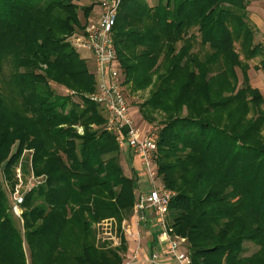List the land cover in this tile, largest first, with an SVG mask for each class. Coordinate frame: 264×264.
I'll list each match as a JSON object with an SVG mask.
<instances>
[{"label": "trees", "instance_id": "trees-1", "mask_svg": "<svg viewBox=\"0 0 264 264\" xmlns=\"http://www.w3.org/2000/svg\"><path fill=\"white\" fill-rule=\"evenodd\" d=\"M72 1L0 0V167L11 175L30 147L31 173L47 177L25 195L24 224L0 182V264H26V246L29 264L114 263L94 245L85 212L119 215L114 199L136 187V174L126 178L118 162L115 134L94 128L107 120L86 96L97 91L96 74L66 40L82 24ZM248 6L122 0L113 29L126 87H146L158 73L144 106L169 115L158 172L175 193L170 222L187 240L191 264H264V96L240 58L264 56V43L255 42ZM83 8L88 18L93 6ZM246 242L258 250L245 255Z\"/></svg>", "mask_w": 264, "mask_h": 264}, {"label": "built area", "instance_id": "built-area-1", "mask_svg": "<svg viewBox=\"0 0 264 264\" xmlns=\"http://www.w3.org/2000/svg\"><path fill=\"white\" fill-rule=\"evenodd\" d=\"M101 4L100 16L87 25L84 32L74 36L73 45L77 50H88L95 61L97 91L93 100L104 105L108 111L107 129L117 135L119 145L127 147L131 153H138L145 169L148 172V191L139 190V197L135 205L137 220L140 226L142 221L149 219V215L156 214V227L160 229V241L168 246L169 257H161L158 252L151 253L147 261L151 264H191V256L183 247L185 238L177 236L174 227L169 221L170 203L175 195L157 179L158 128L144 132L136 126L130 114V107L125 93L124 78L119 66L117 50L113 39V27L118 14L119 0H99ZM18 179L23 181L21 170H18ZM41 181L32 174L31 180L24 190L15 191L11 198L13 211L18 215L22 208L25 195ZM17 188H19L17 186ZM16 188V189H17ZM137 237L140 231L136 232ZM134 233V234H135ZM137 251L133 261H137L143 246L138 241ZM139 262V261H138Z\"/></svg>", "mask_w": 264, "mask_h": 264}, {"label": "rangeland", "instance_id": "rangeland-1", "mask_svg": "<svg viewBox=\"0 0 264 264\" xmlns=\"http://www.w3.org/2000/svg\"><path fill=\"white\" fill-rule=\"evenodd\" d=\"M121 1L122 0H119L118 11L120 8ZM155 2L156 0H149V3L151 5H153ZM72 3L79 6L77 15L82 24L80 25V27L77 26L75 31L69 36H67L66 40L69 43H72L71 46L74 48V50L80 53L82 58H85L87 60L90 72L95 75L96 65H95L93 56L90 55V51L77 50L73 45V39H74V36L77 35L78 33L84 32V30L88 27L87 25H89L90 22L95 21L98 18V16H100L101 4L99 0H73ZM89 5L90 6L92 5L93 9L90 13V16L87 18V15L85 14V10L83 7L89 6ZM257 36H258V33L256 34V37H255L256 43L259 42L260 40L258 38L259 40L257 41L256 39ZM263 36L264 34L261 35L260 38H262ZM263 41H264V38H263ZM197 49H198V46H197ZM206 54L207 53H204V55ZM260 54L261 53H258L256 58H253L252 60H247V58L244 57L243 53L241 54V57H240L241 60L246 61L250 64V68L248 70L249 77H250V73L255 74L257 73L259 69L262 70L264 68V60H263L264 56ZM117 56H118L119 66L121 70L123 71L124 69H123V66L121 65L118 51H117ZM220 63H221L220 60H217L215 63H213L212 65L213 68L214 69L218 68ZM7 70H9V67H7ZM235 70L238 76V84L239 86H241L244 83L243 69L241 66H236ZM198 72L200 71L198 70ZM123 78H125L126 80L125 74H123ZM157 78H158V73H154L153 82L150 85L143 87V88L136 89V90H132L131 84H127V87L125 88V93L127 96L129 107H130V114H131L132 120L134 124L138 126L139 128H141V130H143L144 132H147L150 129V127L152 130L153 128H158V130L160 131L163 125L165 124V121L169 118L168 113L165 112L164 110L155 109V108L149 107L148 105L144 106V103L151 96V92L153 91V87H154L153 83ZM49 83L52 85L53 89L57 93L61 95L73 94V96L76 97L75 98L76 100L78 101L81 100V99L79 100L78 94L75 93L76 91L75 92L74 90L69 91L65 86L53 80H50ZM250 83L253 87L258 88L251 82V79H250ZM96 84L98 85V81L95 82V85ZM97 85H96V88H97ZM95 93H96V90L92 93H86V96L89 97L91 100H93V95ZM100 107H101L100 112L102 115H104V118L107 120V122H105V124L100 125V126L94 125V128L97 129L100 127V128H103L109 131L107 129L108 115H109L108 111L104 105H101ZM140 107L144 109L143 112L147 111L148 118H144V116L141 114ZM187 113H188V109L187 107H184V110L181 115H187ZM78 133H81V134L83 133L82 126L78 127ZM115 138L118 143V150H117L116 155L118 157V162L120 166L123 167V171H124L123 174L128 179H132L133 178L132 175L136 174L134 178L136 180V187L134 190L131 191V195H130L129 190H127L126 192L121 190L120 192L124 193L122 194V199H120V201H117V199H114L117 202L118 206H122L119 208V211H120L119 215L113 214L111 216L105 215L100 218H93L90 215V212L86 211L85 216L90 221V228L93 234L94 245L98 249H105V250L111 251L110 255L112 256V259L115 260V262L112 264H140L138 261L132 260L134 256L133 254H135V252L138 250L137 249L138 241L140 240L141 244H143L142 241L144 237V233L142 230H139V229H136L135 231L133 230V226L136 225L135 221L137 220L135 205L137 202V198L139 197L138 183L140 181L139 179L140 177H138L137 174L139 171H141V173L147 176V178H149V176H148V172L145 169V163H143L141 156L138 153H134L133 155L129 148L120 146L117 140L116 132H115ZM15 150H16V145L13 147V151ZM33 154H34V149L30 147H26L19 161L15 164L14 168H12L11 175H8L6 171L4 170V168L0 167V182L2 183L4 189L8 191V193L10 194V198L15 191L17 192V190L19 191L24 190L27 183L31 180V177L33 174V172L31 173ZM18 170H21L23 181H20V179H18ZM157 176L158 177L156 180H158L159 183L161 182L163 184L161 180V175L159 174V172L157 173ZM45 179H47L45 175L39 176V180L44 181ZM17 186L19 188H17ZM129 199L131 203L129 202ZM11 201H12V198H11ZM19 210H20L19 215L16 212L14 213L16 214L17 217L21 219V221L24 224V220L22 217L24 209L19 208ZM169 221L173 223V219L171 218L170 214H169ZM137 230L140 231V234L138 237L135 233ZM183 244H184L183 247L187 249V242H183ZM245 247H246L245 255H251L252 253L257 251L259 248V246H257L256 244L252 242H246ZM24 252H25L26 264H29L30 263V252L27 246L24 247ZM141 264L143 263L141 262ZM146 264H149V262L147 261Z\"/></svg>", "mask_w": 264, "mask_h": 264}, {"label": "crops", "instance_id": "crops-1", "mask_svg": "<svg viewBox=\"0 0 264 264\" xmlns=\"http://www.w3.org/2000/svg\"><path fill=\"white\" fill-rule=\"evenodd\" d=\"M249 1V17L251 22L257 27L258 36L257 41L263 42V38H260L261 35L264 34V1L262 0H248ZM259 38V39H258ZM262 40V41H261ZM259 72V73H258ZM251 82L257 86L264 95V68L259 69L257 73H250ZM137 173V172H136ZM140 173V174H139ZM138 177H140V181L138 183V190L148 191L150 185L148 183V178L141 171L138 172ZM156 214L152 216L149 215V219L146 221H142L140 226H133V230L136 229L142 230L144 233L143 237V250H141L139 256L137 257V261L141 264H146L147 258L150 257L151 253L158 252L161 257L168 258V246L160 241V229L156 227L157 222ZM167 247V248H166ZM134 255V254H133ZM134 258V257H133ZM151 264V263H149Z\"/></svg>", "mask_w": 264, "mask_h": 264}]
</instances>
